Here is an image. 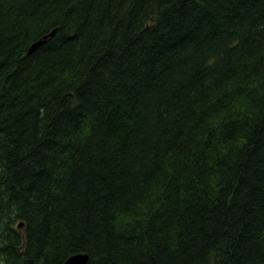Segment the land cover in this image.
<instances>
[{
  "label": "trees",
  "instance_id": "trees-1",
  "mask_svg": "<svg viewBox=\"0 0 264 264\" xmlns=\"http://www.w3.org/2000/svg\"><path fill=\"white\" fill-rule=\"evenodd\" d=\"M79 252L264 264V0H0V264Z\"/></svg>",
  "mask_w": 264,
  "mask_h": 264
},
{
  "label": "water",
  "instance_id": "water-1",
  "mask_svg": "<svg viewBox=\"0 0 264 264\" xmlns=\"http://www.w3.org/2000/svg\"><path fill=\"white\" fill-rule=\"evenodd\" d=\"M45 40H40L32 45V49L41 45ZM81 254V255H80ZM89 259L88 254L77 253L69 257L64 264H87Z\"/></svg>",
  "mask_w": 264,
  "mask_h": 264
},
{
  "label": "rangeland",
  "instance_id": "rangeland-1",
  "mask_svg": "<svg viewBox=\"0 0 264 264\" xmlns=\"http://www.w3.org/2000/svg\"><path fill=\"white\" fill-rule=\"evenodd\" d=\"M54 118H56V117H54ZM54 118H53V119H54Z\"/></svg>",
  "mask_w": 264,
  "mask_h": 264
}]
</instances>
